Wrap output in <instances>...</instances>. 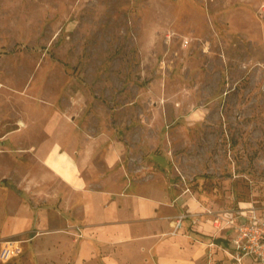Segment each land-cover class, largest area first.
I'll list each match as a JSON object with an SVG mask.
<instances>
[{
    "label": "rangeland",
    "instance_id": "rangeland-1",
    "mask_svg": "<svg viewBox=\"0 0 264 264\" xmlns=\"http://www.w3.org/2000/svg\"><path fill=\"white\" fill-rule=\"evenodd\" d=\"M69 135L162 153L208 210L264 218V0H0L3 175ZM27 236L0 264H29Z\"/></svg>",
    "mask_w": 264,
    "mask_h": 264
},
{
    "label": "crops",
    "instance_id": "crops-1",
    "mask_svg": "<svg viewBox=\"0 0 264 264\" xmlns=\"http://www.w3.org/2000/svg\"><path fill=\"white\" fill-rule=\"evenodd\" d=\"M67 137L34 148L31 168L22 153L21 172L10 176L3 173L18 154L0 137V192H21L0 198V238L28 233L29 264H236L225 252L232 230L214 227L171 159L147 151L133 161L119 141L89 148ZM181 214L188 217L171 235Z\"/></svg>",
    "mask_w": 264,
    "mask_h": 264
},
{
    "label": "built area",
    "instance_id": "built-area-1",
    "mask_svg": "<svg viewBox=\"0 0 264 264\" xmlns=\"http://www.w3.org/2000/svg\"><path fill=\"white\" fill-rule=\"evenodd\" d=\"M206 214L212 220L214 227L218 230H232L233 236L230 239L226 254L236 264H243L248 257L257 264H264V218L254 209L248 211L213 212L207 210ZM188 214H181L174 220L173 230L175 234L188 217ZM18 242L4 243L0 248V260L7 262L19 256L21 248Z\"/></svg>",
    "mask_w": 264,
    "mask_h": 264
}]
</instances>
